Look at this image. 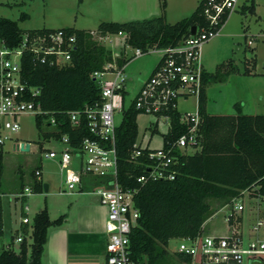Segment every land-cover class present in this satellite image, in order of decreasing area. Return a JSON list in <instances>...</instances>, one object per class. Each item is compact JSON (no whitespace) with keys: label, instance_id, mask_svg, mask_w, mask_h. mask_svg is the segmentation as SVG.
<instances>
[{"label":"trees","instance_id":"obj_1","mask_svg":"<svg viewBox=\"0 0 264 264\" xmlns=\"http://www.w3.org/2000/svg\"><path fill=\"white\" fill-rule=\"evenodd\" d=\"M202 2L198 0L188 16L173 23L165 19L166 1L158 0L159 12L156 16L122 22L101 21L93 32L72 27L61 28L74 35L75 48L70 52L69 61L60 67L37 63L29 55H24L21 79L27 85L39 89L35 102L47 112L44 116H34L38 148L41 149V141L57 138L61 134L71 138L72 145H76L72 138L81 139L88 135L83 123L77 128L69 125L66 112L99 101L98 87L91 73L101 70L104 63L111 61V51L97 43L92 34L102 37L125 33V43L130 48L141 50L148 46H171L186 37L190 27L194 26L198 30L205 26ZM253 6L254 1L248 0L245 10L252 13ZM23 16L20 15L21 18ZM48 30L51 29L22 30L15 21L0 17V38L9 47L16 46L24 33L33 35ZM130 59L121 55L115 58V63L123 66ZM244 63L247 66H244L243 73L247 74L254 67V59ZM235 72L238 70L229 59L215 65L212 72L203 70L201 73L196 100L198 131L202 136L198 152L183 154L171 147V143L186 130V126L179 122L180 113L177 109L167 111L169 127L161 137L163 147L171 149L173 179L147 180L143 183L136 181L138 176L145 174L149 161L145 151L134 160L130 159L137 136V111L132 104L123 110L114 130L116 176L121 187L135 190L133 204L138 211V218L128 235L129 255L135 262L180 264L179 256L166 249L167 241L200 234L203 222L212 215V201L220 202L221 207L239 198L243 191L264 199V114H244L237 103L233 104L234 114H209L205 109L207 85L223 81ZM49 116L56 122L52 130L47 128L50 127ZM35 169H40V166ZM34 170L31 173V190L41 192L43 184L40 178L34 176ZM1 175L0 146V195ZM61 222L62 215L50 220L44 208L35 212L30 224H27L30 242L27 243L25 239L27 230L22 231V239L14 250L11 244L17 232L15 230L9 243L0 246V264H40L47 229ZM1 232L0 204V235Z\"/></svg>","mask_w":264,"mask_h":264},{"label":"built area","instance_id":"obj_2","mask_svg":"<svg viewBox=\"0 0 264 264\" xmlns=\"http://www.w3.org/2000/svg\"><path fill=\"white\" fill-rule=\"evenodd\" d=\"M237 6L238 0H203L205 26L198 30L194 27L193 34L189 30L186 37L171 46H148L144 50L130 48L125 43V33L118 32L116 35L121 36L122 46L133 50L129 57L137 58L144 53L159 54L149 75L139 85L133 97L124 103L123 66L115 63V58L122 54L111 52V61L104 63L101 70L91 73V78L98 87L99 101L66 112L69 125L77 128L83 123L88 135L81 139L72 138L76 145L71 144V138L66 134L45 140L59 145L57 149H45L43 157L56 162L62 183L60 193L86 192L92 184L95 190L91 192L106 207L103 224L106 236L104 264H139L129 255L128 235L136 225L138 211L133 204L135 190L123 188L117 181L114 130L121 117L115 123L114 115L120 113L122 116L123 110L132 104L137 115L150 116L151 120L147 125L149 135L145 136L147 145L151 134L158 132L159 119L165 121L167 131V111L176 109L177 99L186 100L188 96H193L197 100L203 71L200 63L201 47L218 34L224 17ZM107 35L109 34L99 38H106ZM74 43V35L61 28L33 35L24 33L19 43L13 47L6 45L0 38V146L17 134L19 117L47 114L35 102L39 89L27 85L21 79L24 55H29L34 62L60 67L69 61L70 52L75 48ZM179 122L186 126V130L171 143V147L183 154L198 152L202 136L198 131L196 102L194 112L180 113ZM55 125V119L49 116L48 126ZM21 143H13L16 150ZM147 145L141 147L135 143L130 154V159L134 160L145 151L149 161L145 174L138 176L136 181L143 183L147 180L173 179L174 172L170 165L174 161L170 147H163L162 142L155 149L148 148ZM40 173V169L33 172L36 178L40 177ZM84 183L89 185L85 187ZM24 196L22 192L16 197ZM231 204L233 206L229 213L224 216L226 234L216 235L202 231L194 237L178 238L176 251L169 252L179 256L180 264H243L244 259L256 260L259 257H263L264 261V238H243L239 229L242 205L236 203V198ZM20 222L28 224L29 221L23 216ZM263 225V221H256L251 226L252 232L255 234ZM21 239L22 234L18 232L13 242L19 243Z\"/></svg>","mask_w":264,"mask_h":264},{"label":"rangeland","instance_id":"obj_3","mask_svg":"<svg viewBox=\"0 0 264 264\" xmlns=\"http://www.w3.org/2000/svg\"><path fill=\"white\" fill-rule=\"evenodd\" d=\"M176 1L169 0V9L166 16V22L168 23H173L188 16L196 6L194 0L186 2L184 6ZM253 1L256 13L240 10V5L248 2V0H238V8L232 11L228 17L225 28L219 32L218 36L207 42L208 50L205 49L200 54V63L206 72H212L215 65L230 59L238 70V72L229 75L228 79L233 81L235 77H238V74L245 75L243 69L247 65L244 62L251 58L255 59L254 67L258 71H264V0ZM22 14L24 16L21 18L20 15ZM0 17L15 21L22 30L72 27L93 32L101 21H111L107 19L106 0H0ZM255 34H258L257 37L252 36ZM92 36L97 43L108 48L112 53L119 54L121 52L124 58L129 57L133 51L122 46L120 35L109 34L106 38H99L96 34H92ZM248 40L251 42L249 45H247ZM158 59V53H144L137 58H131L123 65L124 103H127L133 97L140 82L149 75ZM207 87V93L210 90V96H208L209 107H212L213 103L220 102L223 112H228L225 113L228 115L235 113L233 104L239 103L242 113L253 114L249 110L250 100L247 98L242 99L243 97L238 95L239 93L236 94L231 90L226 93L222 90L219 92L218 90L221 87L219 84H209ZM239 98L242 99L241 103ZM195 102L193 96H188L186 100L178 98L176 109L179 113L194 112ZM258 103V107L263 109L261 106H264V100ZM120 117V113L114 115L115 123L119 122ZM17 120L20 126L17 134L1 146L2 193L0 204L2 232L0 244L9 242L10 236L14 235V229L18 228L23 216L27 217L30 224L34 213L44 208L50 220L62 215V223L73 226L77 216L83 215L84 208L99 203L98 196L91 192L95 190L94 186H89L86 192H80L81 195L77 194V191L69 195L58 192L62 189V183L56 162L55 160L45 159L43 152L47 148L57 149L59 145L52 141H41V149H39L34 117L31 115L21 116ZM149 120H151L150 116L141 114H138L135 118L137 126L135 143L141 147L147 145L145 136L149 135L147 129ZM47 128L52 130V127ZM166 128L165 121L159 119L158 132L151 134L148 148L160 147L161 134L166 131ZM16 141L24 144L28 143L29 149L27 151L13 149L12 144ZM37 166H40L42 184L47 185L46 191L32 192L31 190V173ZM21 191L25 194V197H16ZM27 192L28 194H26ZM236 203L243 206L239 228L243 238H247V236L262 238L264 227H259L254 234L251 226L258 220L264 222V199L258 196L250 197L245 193L236 198ZM210 204L213 212L204 223L203 231L210 234L224 235L227 232L224 216L229 213L233 205L230 203L219 207L220 202L218 201H212ZM29 233L28 225L27 234H25L27 243L30 242ZM178 243V238H171L167 241L166 249L175 252ZM12 244L13 249L16 250L17 244L14 242ZM40 264H47L45 244L42 247ZM99 264H101V261H99ZM243 264H264V261L263 257L256 260L244 259Z\"/></svg>","mask_w":264,"mask_h":264},{"label":"crops","instance_id":"obj_4","mask_svg":"<svg viewBox=\"0 0 264 264\" xmlns=\"http://www.w3.org/2000/svg\"><path fill=\"white\" fill-rule=\"evenodd\" d=\"M165 1H166V8H165V19H166L169 9L168 7L169 0H165ZM189 1L192 0H177L176 2L184 6L185 3ZM194 1L197 4L198 0H194ZM247 5L248 2L240 5L241 8L240 10L245 11V7ZM237 8L238 6L236 7V9ZM106 10L108 12L107 19L115 22L145 19L152 16H156L159 12L158 0H106ZM231 13L225 18L222 26L220 27L219 32H221L222 29L225 28L227 19L231 15ZM252 13H256V8L254 6ZM219 32L216 36L219 35ZM257 35L258 34L252 36L257 37ZM248 41L250 42V40ZM248 41H247V45L251 43L250 42L248 44ZM207 42L201 47L200 54L202 51H205V49H207L208 47ZM243 76L241 74H238V77H235L234 80L232 79L233 81H230L228 79L229 76H227L225 80L212 83V85L219 84L221 86L220 89L218 90L219 92L222 90L223 92L226 93V92H230L231 90L232 92H236V94L239 93L238 95L242 96L243 97L242 99L247 98L248 100H250L249 110L251 111V113L264 114V106L263 105L261 106L263 107L262 109L257 105L259 104L258 102H262L264 100V71L262 72L258 71L255 67H253L251 71H249L247 74ZM142 81L140 82V84L142 83ZM208 87L205 89L206 112H208L209 114H216V115H225V113H228V112H223L220 102L213 103V106L209 107L208 96H210V90H208L209 93H207ZM124 95H125V90H124ZM242 99L239 98L240 103ZM240 110H241V105H240ZM14 147L15 146H13L12 144L13 149ZM84 185L86 187L89 184L84 183ZM90 186L93 185L91 184ZM60 190L58 191L59 193ZM245 193L246 195H249L246 191H243L241 195H244ZM77 194L81 195L82 193L78 192ZM250 197H254V196H250ZM83 210H84L83 215L77 216V218L74 220L73 226H70L69 224H63L61 222V224L57 226H52L50 229H48V232L46 233V240L44 243L46 257H47V264H99V261H101V264H104V257H105L104 247H105L106 236L103 231V224L106 216V207L99 202L89 205ZM242 210H243V206H242ZM207 219L202 224L203 230H204L203 225L207 221ZM240 222H241V215L239 217V228H240ZM27 226H28L27 224H21L20 222L18 228H15L14 231L16 230L17 231L16 233L19 232L22 234V231L27 230ZM1 230H2V217H1ZM262 238H264V232ZM6 244H0V246ZM11 245L13 247V244Z\"/></svg>","mask_w":264,"mask_h":264},{"label":"water","instance_id":"obj_5","mask_svg":"<svg viewBox=\"0 0 264 264\" xmlns=\"http://www.w3.org/2000/svg\"><path fill=\"white\" fill-rule=\"evenodd\" d=\"M194 30H195V28H194V26H192V27H190V34H193L194 33ZM17 147H14V149H16ZM18 150H20V151H27L28 150V143H25V144H20L19 146H18ZM46 189H47V185L46 184H43V191H46Z\"/></svg>","mask_w":264,"mask_h":264}]
</instances>
